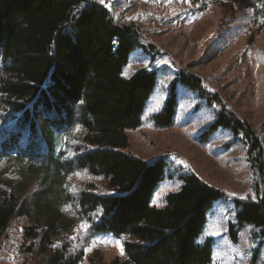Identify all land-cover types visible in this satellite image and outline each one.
Wrapping results in <instances>:
<instances>
[{"label": "trees", "instance_id": "obj_1", "mask_svg": "<svg viewBox=\"0 0 264 264\" xmlns=\"http://www.w3.org/2000/svg\"><path fill=\"white\" fill-rule=\"evenodd\" d=\"M105 1V0H104ZM223 17L251 10L264 28V0H213ZM152 61L164 55L136 23L121 24L101 0H0V259L8 232L20 227L16 264H210L213 240L197 242L213 202L228 194L194 174L164 205L150 200L164 180L165 161L127 151L126 131L141 125L157 73L122 71L136 49ZM176 77L157 127L174 122L176 85L214 107L219 128L245 145L254 198H233L240 227L264 240V122L253 129L203 80L172 62ZM112 233L121 257L106 261L92 239Z\"/></svg>", "mask_w": 264, "mask_h": 264}, {"label": "rangeland", "instance_id": "obj_2", "mask_svg": "<svg viewBox=\"0 0 264 264\" xmlns=\"http://www.w3.org/2000/svg\"><path fill=\"white\" fill-rule=\"evenodd\" d=\"M105 6L121 24L139 25L145 38L164 51L155 61L136 48L122 71L130 78L140 69L157 73L156 85L141 115V125L126 131L134 157L151 162L164 159V180L150 203L164 205V198L180 191V177L194 174L204 183L222 189L228 198L213 202L197 242L213 240L210 264H264V240L251 224L240 227L237 241L229 235L236 223L233 198H254L245 145L230 130L217 129L207 140L201 135L215 120L214 107L187 87L176 85L173 125L157 127L153 116L163 112L175 80L172 62L203 80V85L225 101L227 107L253 129L264 122V28H253L251 10L236 19L224 15L213 0H105ZM264 140V134H263ZM20 227L3 240L0 264H16L15 244ZM98 249L106 261L122 255L120 241L112 233L95 236L86 255ZM80 264H89L87 257Z\"/></svg>", "mask_w": 264, "mask_h": 264}, {"label": "snow or ice", "instance_id": "obj_3", "mask_svg": "<svg viewBox=\"0 0 264 264\" xmlns=\"http://www.w3.org/2000/svg\"><path fill=\"white\" fill-rule=\"evenodd\" d=\"M101 2L103 3V2H104V0H101ZM262 22H264V21H262Z\"/></svg>", "mask_w": 264, "mask_h": 264}]
</instances>
